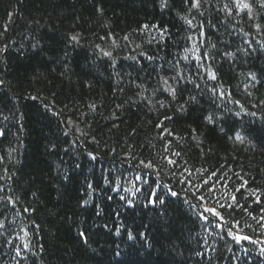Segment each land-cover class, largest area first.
I'll return each mask as SVG.
<instances>
[{"label":"trees","instance_id":"1","mask_svg":"<svg viewBox=\"0 0 264 264\" xmlns=\"http://www.w3.org/2000/svg\"><path fill=\"white\" fill-rule=\"evenodd\" d=\"M192 2L0 0V264H264V0Z\"/></svg>","mask_w":264,"mask_h":264},{"label":"snow or ice","instance_id":"2","mask_svg":"<svg viewBox=\"0 0 264 264\" xmlns=\"http://www.w3.org/2000/svg\"><path fill=\"white\" fill-rule=\"evenodd\" d=\"M204 2H205V3H208L209 0H204ZM161 6L163 7L164 4H162ZM200 7H201V0H193V2H192V8L199 9ZM243 7H248V5H243ZM225 8H227V5H225ZM188 23L191 24V21H188ZM144 27L147 28L148 26L145 25ZM153 27H156V26L154 25ZM202 28H203V24H201V29H202ZM201 35H203L202 32H201ZM78 39H79V37H78L77 35L72 36V40H73V41H78ZM125 39H127V37H125ZM161 39H163V35H161ZM5 47H6V46H5ZM97 47H99V46H97ZM0 51H3V49H0ZM103 54H104L105 56H108V57H111V56H112V53H111V52H104ZM225 55H231V53H225ZM206 56H207V54H205V58H206ZM133 59H134V58H133ZM184 59H187V56H185ZM197 59L199 60L200 58L197 57ZM113 63H115L114 60H113ZM203 66H204L203 63H201V64L198 65V67H200V68H202ZM208 77H209V79H212V80H215V79H216L215 73L212 72V71H210V70L208 71ZM172 79H173V80H176V77H172ZM181 79H183V77H181ZM189 82H191V81H189ZM162 83H163L164 86H165V90L168 91L169 94L173 96V98H175V95H176V89H175L172 85H170V84L167 83V79H166V78H163V79H162ZM177 83H179L178 80H177ZM198 86H199V85H197V87H198ZM213 91H215V89H213ZM221 94H223V93H221ZM141 95H143V93H141ZM192 99H194V97H193ZM92 107L94 108L95 105H93ZM118 107H119V106H118ZM207 119L209 120V122H212V117H211V116L207 117ZM0 135H3L2 130H0ZM237 139H239V137H237ZM89 155H91V154H89ZM176 155H179V153H176ZM93 158H94V157H93ZM168 163H170V164H174L175 161H173V160H169ZM141 164H144V162L141 161ZM144 167H145V168H152L153 165L151 164V162H149L148 164H145ZM212 175L214 176L215 173H213ZM137 179H140V177L138 176ZM218 183H219V181H218ZM207 184H208V181L205 180V181H204V186H207ZM88 187L91 188V187H92L91 184H89ZM214 187H215V186H213V188H207V192L209 193V195H212V194H213V192H214ZM241 187H243V185H242ZM113 190H115V189H113ZM198 190H199V189H198ZM138 191H139V189H138ZM150 191H151V194H152L153 196H157V194L155 193V190H154V189H151V188H150ZM236 192H240V188H237V189H236ZM169 193H170V195H172V196H176V195H177V193L174 192V191H171V189H169ZM252 194L255 195L254 192H253ZM108 199H111V197H108ZM121 199H123V197H121ZM157 199H159V202H160L161 204L164 203V200H163L162 198H159V197L157 196ZM198 199H199V200H203V199H204V196H200V197H198ZM231 200H232V203H231V204H227V205H225V204H219V201H217V202H218L220 208H225V207H227V208H233V206H236V207H243V206H241V205L238 204L237 199H236V195H235V194L232 195ZM88 202H89V201L86 200V201H84L83 203L87 204ZM149 202H150V203H154V202H156V201H155V200H150ZM257 202H259V197H257ZM129 203H131V202L129 201ZM205 211H206V212H209V213L212 214V219H209L208 216H204L203 214H201V215H202V218L205 219L206 221H208V223H213V222L215 221V218H217V217H219L221 220L223 219V217L220 215L219 212L216 211V209H213V208H206ZM262 211H264V209H262ZM254 219H255V217H254ZM260 221H264V216H261V217H260ZM258 223H259V222H258ZM261 226H264V224H262ZM229 231H231V230H229ZM80 235H81V237L84 238L85 240L87 239L86 236H85V234H84L83 232H81ZM235 239H236V240H241V239H245V240H247V239H250V237H248V236H240V235H237V236L235 237ZM17 255H19V252H17Z\"/></svg>","mask_w":264,"mask_h":264},{"label":"rangeland","instance_id":"3","mask_svg":"<svg viewBox=\"0 0 264 264\" xmlns=\"http://www.w3.org/2000/svg\"><path fill=\"white\" fill-rule=\"evenodd\" d=\"M243 3H245V2H243Z\"/></svg>","mask_w":264,"mask_h":264}]
</instances>
